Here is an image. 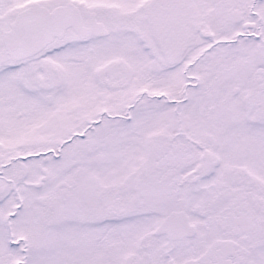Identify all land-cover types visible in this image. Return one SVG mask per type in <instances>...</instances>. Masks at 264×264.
Masks as SVG:
<instances>
[{
  "label": "snow or ice",
  "instance_id": "obj_1",
  "mask_svg": "<svg viewBox=\"0 0 264 264\" xmlns=\"http://www.w3.org/2000/svg\"><path fill=\"white\" fill-rule=\"evenodd\" d=\"M0 264H264V0H0Z\"/></svg>",
  "mask_w": 264,
  "mask_h": 264
}]
</instances>
